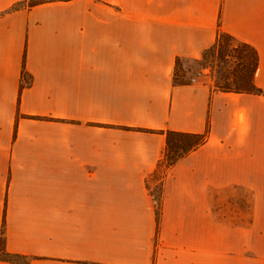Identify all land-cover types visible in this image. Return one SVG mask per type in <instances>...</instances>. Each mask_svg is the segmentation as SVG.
<instances>
[{"label": "crops", "instance_id": "crops-1", "mask_svg": "<svg viewBox=\"0 0 264 264\" xmlns=\"http://www.w3.org/2000/svg\"><path fill=\"white\" fill-rule=\"evenodd\" d=\"M39 1L0 0L5 250L27 264H264V94L172 81L175 59H200L222 31L255 50L264 93V0ZM167 131L205 137L166 167Z\"/></svg>", "mask_w": 264, "mask_h": 264}, {"label": "trees", "instance_id": "trees-1", "mask_svg": "<svg viewBox=\"0 0 264 264\" xmlns=\"http://www.w3.org/2000/svg\"><path fill=\"white\" fill-rule=\"evenodd\" d=\"M29 5H35L41 3L39 0H29ZM229 42H234L239 50L232 48L229 50ZM224 52H233L236 58H239L241 61L240 65H237V69L233 75L232 82L233 85H226L223 87L217 86L215 89L225 91V92H235V93H255V94H264L260 89H258L253 83L254 73L257 67V54L255 50L249 45L235 40L230 35L219 31L218 36L214 44L206 49L201 58L194 60L199 62V60L204 59L208 54L218 53V55L223 56ZM243 53H249L252 55V61H249V57L243 55ZM227 55V54H226ZM229 56V55H227ZM183 60L180 58L175 59L174 69L172 74L173 84H188L182 80L179 75L181 72V62ZM166 137V147L161 165L169 167L173 165L179 158L185 156L189 151L197 148L200 144L203 143L205 135L200 134H188L174 131H167L165 133ZM160 192V190H159ZM156 196V213H159V200L160 193ZM3 234V229L1 230ZM0 260L14 262L18 264H27L26 257L16 254L8 253L3 244V238L0 239Z\"/></svg>", "mask_w": 264, "mask_h": 264}, {"label": "rangeland", "instance_id": "rangeland-1", "mask_svg": "<svg viewBox=\"0 0 264 264\" xmlns=\"http://www.w3.org/2000/svg\"><path fill=\"white\" fill-rule=\"evenodd\" d=\"M228 46L229 50H232V48L239 50V47L234 42H229ZM234 55L233 52H224L223 56L218 55V53H210L204 59L199 60V62L184 59L181 62L180 78L189 83H205L213 88L226 85L232 86V78L237 65L243 62ZM243 55L248 56L249 61H252L251 54L243 53ZM149 187L155 197L158 196L159 185L155 183V178L149 179Z\"/></svg>", "mask_w": 264, "mask_h": 264}]
</instances>
